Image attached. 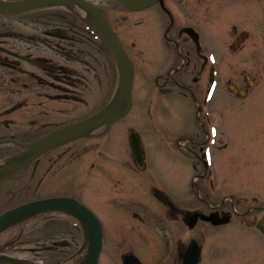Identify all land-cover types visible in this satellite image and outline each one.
<instances>
[{
    "label": "flooded vegetation",
    "instance_id": "af4514ba",
    "mask_svg": "<svg viewBox=\"0 0 264 264\" xmlns=\"http://www.w3.org/2000/svg\"><path fill=\"white\" fill-rule=\"evenodd\" d=\"M88 1L131 63V108L105 130L62 141L0 177V213L24 202L63 197L95 217L90 240L79 218L64 208L19 221L28 222L33 253L28 260L37 264L34 252L40 250L46 252L42 261L79 264L99 229L96 264H123L128 255L146 264L139 247L156 264H182L192 244L200 250L196 264H202L200 234L208 227L236 220L264 233L259 228L264 199L236 191L230 201L218 185L224 169L217 173L212 161L213 149L228 145L223 124L250 104L264 103V95L251 94L264 52L259 62L257 48L244 58L240 53L253 30L250 23L264 27V0H157L138 10L116 0ZM131 11L139 12L133 38L127 33ZM226 32L233 35L227 51ZM210 34L220 38L217 46ZM247 60L248 68L239 65ZM117 78L108 46L83 14L60 6L18 15L0 12V161L96 112L113 97ZM180 97L201 98L205 111L197 112L198 125L174 132L164 125L165 112ZM136 100L140 107L146 103L145 109L132 112ZM152 148L176 152L163 160L150 156ZM177 177L189 188L184 199L173 192ZM10 197L20 198L13 203ZM193 213L198 215L191 222ZM210 213L228 220L200 217Z\"/></svg>",
    "mask_w": 264,
    "mask_h": 264
},
{
    "label": "rangeland",
    "instance_id": "374dc122",
    "mask_svg": "<svg viewBox=\"0 0 264 264\" xmlns=\"http://www.w3.org/2000/svg\"><path fill=\"white\" fill-rule=\"evenodd\" d=\"M96 1L100 2V0ZM138 14L139 12L136 11L128 13L129 27L127 33L131 38L136 35L137 25L135 21ZM147 17L149 18L148 23H150L153 16L150 18V13L148 12ZM229 23L230 19L225 20V28ZM250 26L253 30L244 41L243 51H240V53H244V58L245 53L251 51L252 48H257V62H259L264 52V27L254 22H251ZM210 36V40L213 41L211 43L217 46L220 38L212 34ZM232 38L233 35L229 34V32L224 33L223 43L226 51V47L232 41ZM250 63L247 60L246 63L243 61L239 65L248 68ZM254 64L253 62V66ZM256 75L259 82L251 94L258 98V94L264 95V66L257 70ZM261 99L264 100V97ZM139 104L141 103L137 100L134 101L132 112L140 108L145 109L146 103L144 107L138 106ZM201 111H205L201 98L197 101L188 97L177 98L165 112L167 116L164 118L166 120L164 125L174 132L183 131L199 124L196 118L197 112ZM262 111H264V103L250 104L243 111L230 117L223 124L224 135L226 140H228V145L221 149H213L212 161L218 167L217 173L224 169L218 185L221 188V194L228 195L230 201L235 198L236 191L238 193L244 192L248 197L257 196L260 199H264V144L260 143L264 142V113ZM199 116H201V113ZM148 152L152 158H157L158 156V158L165 160V158L171 157V154L176 151L169 148L159 150L152 148ZM5 183L2 182L1 185ZM187 189L189 188L185 185L182 178L177 177L175 188H173L177 199H184ZM189 196H191L192 204L195 205L197 195L192 191ZM18 198L12 199L10 197L8 201L18 202ZM234 221L219 228L208 227L204 230L206 234H200V241L203 243L202 264H264V233ZM27 223V221L22 222L2 230L0 232V250L4 249L5 244L8 242L9 248L7 251L4 249L6 254L30 260L33 253L30 250L32 242H27L31 237L27 230L29 228ZM35 228H40V226ZM137 251L146 264H156V261L146 256L145 248L139 247ZM35 253H38L37 256H34L35 259H38L37 264H59L54 260L42 261V256L46 254L45 251L39 250ZM0 264L6 263L0 262ZM61 264H71V262L68 261Z\"/></svg>",
    "mask_w": 264,
    "mask_h": 264
},
{
    "label": "water",
    "instance_id": "95a60500",
    "mask_svg": "<svg viewBox=\"0 0 264 264\" xmlns=\"http://www.w3.org/2000/svg\"><path fill=\"white\" fill-rule=\"evenodd\" d=\"M123 6L138 10L145 8L157 0H116ZM68 7L83 15L87 14V20L90 22L98 36L108 46L114 61L116 63L118 78L116 90L111 100L103 107L98 109L91 115L78 121L65 125L59 129L49 132L39 139L24 144V150L6 157L0 161V177H3L33 159L41 152L48 148L71 138L84 136L104 126V130L108 124L126 113L131 106L130 91L132 85V66L126 54L118 44L114 33L112 32L107 21L100 13L98 8L88 0H0V12L8 15H18L44 7ZM132 149L139 157L138 140L131 139ZM64 208L67 212L77 216L82 222L87 238H92L91 231L95 228V218L89 210L77 202H73L68 198L55 197L43 198L28 201L15 207L7 209L0 213V232L14 223L24 220L37 212L45 209ZM198 213L190 214L191 222ZM218 214H200V217L211 220L213 223H222L228 220L227 216L218 217ZM259 228L264 232V223L259 224ZM97 239L88 246V252L82 262L79 264H96L97 256L100 248V234L97 232ZM92 241V239H91ZM199 255V249L191 246L190 253L185 256L182 264H195ZM0 262L6 264H32L31 262L19 257L0 253ZM123 264H143L134 255L125 256Z\"/></svg>",
    "mask_w": 264,
    "mask_h": 264
},
{
    "label": "bare ground",
    "instance_id": "6f19581e",
    "mask_svg": "<svg viewBox=\"0 0 264 264\" xmlns=\"http://www.w3.org/2000/svg\"><path fill=\"white\" fill-rule=\"evenodd\" d=\"M81 13H82V12H81ZM84 16H85V17H88V15H87V14H85Z\"/></svg>",
    "mask_w": 264,
    "mask_h": 264
}]
</instances>
